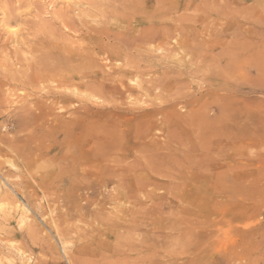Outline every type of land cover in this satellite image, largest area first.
<instances>
[{"label": "rangeland", "instance_id": "rangeland-1", "mask_svg": "<svg viewBox=\"0 0 264 264\" xmlns=\"http://www.w3.org/2000/svg\"><path fill=\"white\" fill-rule=\"evenodd\" d=\"M8 1L0 264H264V0H159L155 25L153 3L142 18L78 5L82 36L61 33L100 42L80 66L34 63L15 38L45 2L7 24ZM54 1L45 22L83 0Z\"/></svg>", "mask_w": 264, "mask_h": 264}, {"label": "bare ground", "instance_id": "bare-ground-1", "mask_svg": "<svg viewBox=\"0 0 264 264\" xmlns=\"http://www.w3.org/2000/svg\"><path fill=\"white\" fill-rule=\"evenodd\" d=\"M22 1L24 2V0H11V1L9 0L5 4L6 11H5L4 15H5V22L7 24L11 23L12 21L23 22L22 21L23 17L21 18V15H19L20 13H18L16 11V8L18 7L19 4L22 3ZM46 1L47 0H44L45 3H42L39 6L30 5V6L34 7L35 10L38 12L37 15L35 16L36 20L35 19L33 20V18H32V21L31 20L27 21L28 23L25 20V22H26L25 25L27 26L26 27L27 29H25L24 31H27V34H26V32L24 33V34H26V36H24L23 39L21 38L19 40V39L15 38L17 44L21 47L29 44L28 50L34 51L36 53L34 55L37 59L35 58L33 60V62L36 63L37 65H39L40 63L46 64L48 62L47 60L49 59L50 55L54 52L56 54L58 53L59 57H67L68 62L76 63L78 66H80L83 62H86L89 65H93V63H94L93 62V55L96 54L94 47L99 46V44H100L99 40H97L96 38L94 39V36L96 37L97 35L92 34V36H93L92 38L91 37H85L83 39L81 38L82 39V45H80V44L78 45L76 42H73L71 39L65 37L63 35V33H61L60 29L63 27L68 32H71V34L73 33L74 35L81 37L83 34L82 31L80 29H78L76 21L69 14H70L71 10H73V9L75 10L74 7H76L78 5L86 6L85 8L88 10H91V11L97 10L100 8L99 0H83L79 4H76V3L73 4L72 2L67 0L68 2H67V4L65 3L66 7L63 11H61L59 13H54L55 23L45 22L42 19V15L44 13H46V12H44V10H45L44 7L46 5ZM104 1L107 2V4L112 6L109 9L107 8L108 9L107 13L110 16H117V15H122V14L126 15V14H129L130 11H133L134 14L139 13V15H140L139 18H142V14H143L144 10L146 9V7H145L146 3H148V2L151 4L153 3V5L151 7L152 8L151 12L154 15L152 21L154 22V25L156 24V17L155 16H157V13L159 11L158 10L159 9V7H158L159 0H104ZM50 2H51V4L56 3L54 0H50ZM82 6H80V7H82ZM52 10H53V8H52ZM255 10H256L255 8L251 7V8H247L246 10H244V12L250 13V12H253ZM31 11L32 10L30 7V12ZM46 11L48 13V10H46ZM85 13H86V11H85ZM99 13H100V16H102L100 11H99ZM30 14H32V13H30ZM73 17H75V16L73 15ZM76 18H78V17H76ZM105 18H106V15H105ZM26 19H28V18H26ZM81 22H82V20H81ZM22 26H23V24H22ZM89 30H90V28H89ZM154 30H156V29H154ZM19 32H20V30H19ZM91 32L94 33L95 30L91 29ZM135 34H136V36H133V40H134V42H136V43L139 42V43L137 44L136 47L131 46L130 50H132V51L135 50V51L139 52V50H140L139 44H140V42H143V37H141L142 36L141 32H139V33L137 32ZM15 36L17 37L18 35L15 34ZM12 37H13V34H12ZM114 40L116 42L121 41L120 38H118V39L115 38ZM93 41H94V43H96L95 45L92 44ZM111 55L118 57V59L122 58L121 54H118V53H112ZM22 58H18L19 64H21V65L22 64H25V65L30 64V61H28L26 59H22ZM51 59H52V57H51ZM44 73L45 72H40L39 70H37L36 73H34L32 75V77L29 76V78H39ZM11 78H16V77L13 76ZM84 78H95V74L93 71H90L84 76ZM64 218H65V216H64ZM34 229H35V227H34Z\"/></svg>", "mask_w": 264, "mask_h": 264}]
</instances>
